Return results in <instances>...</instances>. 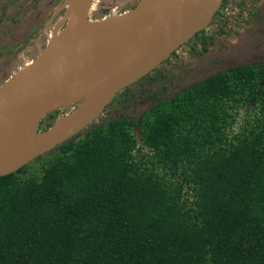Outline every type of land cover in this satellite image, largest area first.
<instances>
[{"label": "trees", "instance_id": "obj_1", "mask_svg": "<svg viewBox=\"0 0 264 264\" xmlns=\"http://www.w3.org/2000/svg\"><path fill=\"white\" fill-rule=\"evenodd\" d=\"M256 1L234 3V17L248 22ZM226 6L220 0L178 46L205 50L224 35ZM170 58L138 80L162 82ZM131 84L109 102L123 94L126 105ZM155 93L136 120H93L82 138L48 150L59 155L39 176L20 179L24 166L0 176V264H264V64L213 71L167 98ZM220 100L254 108L253 120L205 143L179 131L184 118ZM69 105L45 113L37 129ZM210 121L219 128L217 115Z\"/></svg>", "mask_w": 264, "mask_h": 264}, {"label": "water", "instance_id": "obj_2", "mask_svg": "<svg viewBox=\"0 0 264 264\" xmlns=\"http://www.w3.org/2000/svg\"><path fill=\"white\" fill-rule=\"evenodd\" d=\"M219 2L138 0L131 9L100 19L96 29L80 33L61 31L52 36L32 61L0 85V104L4 94L9 95L6 115L0 123V176L16 171L83 129L120 89L160 63L180 44L182 13L187 7L199 4L206 8ZM90 3L91 0L85 1L86 10ZM149 17L152 18L149 27L123 52L113 77L85 93L76 106L56 117L50 126L38 130L41 117L56 107L58 95L103 58L124 29ZM172 46L159 61L152 60ZM34 91L36 95L31 100Z\"/></svg>", "mask_w": 264, "mask_h": 264}, {"label": "rangeland", "instance_id": "obj_3", "mask_svg": "<svg viewBox=\"0 0 264 264\" xmlns=\"http://www.w3.org/2000/svg\"><path fill=\"white\" fill-rule=\"evenodd\" d=\"M137 1L91 0L82 19L85 20L84 15L87 14L94 20H98V22L92 23L86 18L90 25L89 31L93 26L100 24V19L131 9ZM237 1L239 0H227L224 15L228 16V26L225 27V30L231 28L224 35L214 36L212 43L205 50H201L199 46L195 50L176 46L177 48L172 50L176 53L175 57L169 53L165 58H171L161 65L162 82L156 84L144 78L134 82L127 91V93L133 92L132 100L123 105V94L118 95L94 119L92 125L98 122L104 123L117 116H126L136 120L153 103L155 92L157 95L167 98L180 88L213 71L251 62L264 64V0H257L252 4L254 15L248 22L242 20L244 15L242 19L234 17L236 9L232 7ZM245 2H248V5L251 4L250 0H245ZM69 3L70 0H0V85L16 75L38 55L50 39V29L56 22L59 26L53 36L63 32L64 25L61 23V19L64 8ZM141 87L146 90L141 91ZM230 105V102L220 100L210 103L211 112L205 108L199 109V111L194 109V111L196 110L195 117L185 116L186 118L179 125V131L198 143L214 140L217 135L230 139V136L237 132L242 125H247L253 120L251 115L255 110L239 105L230 107ZM68 109H71V106ZM199 112L201 114L197 115ZM210 115H217L218 129L211 125ZM59 116H61L60 112ZM83 132L84 130L75 133L72 140L77 141L82 138ZM131 132L134 134L136 144L139 145L135 126ZM46 152L25 164L23 171L18 174L19 178L39 176L49 160L51 161L59 155L57 149Z\"/></svg>", "mask_w": 264, "mask_h": 264}, {"label": "bare ground", "instance_id": "obj_4", "mask_svg": "<svg viewBox=\"0 0 264 264\" xmlns=\"http://www.w3.org/2000/svg\"><path fill=\"white\" fill-rule=\"evenodd\" d=\"M215 9L216 5L204 8L201 5L196 4L187 7L182 13L183 35L178 43L184 42L193 32L199 30V28L205 25ZM86 12L87 10L85 8V1L80 2L78 0H70V3L65 8L63 17L61 19V23H63L64 25L62 33H80L88 31L90 25L87 21L82 19V15ZM151 19L152 18L149 17L148 19H145L137 24H132L124 29L119 35L114 47L109 52H107L103 58L95 61L80 76L77 82L69 84L58 95L56 106L69 105L71 103H74L81 99L85 95V93H87L91 89L107 83L116 73L117 65L123 52L138 40L143 31H145L149 27ZM72 21L75 22L72 24ZM58 26L59 24L55 25L51 29L50 38L53 36ZM99 26L100 24H97L90 30L96 29ZM178 43L175 45H178ZM174 46L162 50L159 54L155 55L152 60L154 62L159 61ZM35 95L36 92L34 91L31 94L30 99L33 100ZM8 97L9 95L5 93L2 99L3 101L0 104V123L6 115Z\"/></svg>", "mask_w": 264, "mask_h": 264}, {"label": "flooded vegetation", "instance_id": "obj_5", "mask_svg": "<svg viewBox=\"0 0 264 264\" xmlns=\"http://www.w3.org/2000/svg\"><path fill=\"white\" fill-rule=\"evenodd\" d=\"M78 1L82 2V1H85V0H78ZM64 11H65V8H64ZM85 16H86V15H84V17H85ZM85 20H86V18H85ZM86 21H87V20H86ZM87 22H88V21H87ZM55 25H57V22L53 25V27H54ZM53 27H51V29H52ZM51 29H50V30H51ZM76 104H78V103H76ZM76 104H75V105H76ZM75 105H74V106H75ZM74 106H71V109H72ZM71 109H70V110H71Z\"/></svg>", "mask_w": 264, "mask_h": 264}, {"label": "built area", "instance_id": "obj_6", "mask_svg": "<svg viewBox=\"0 0 264 264\" xmlns=\"http://www.w3.org/2000/svg\"><path fill=\"white\" fill-rule=\"evenodd\" d=\"M59 117V116H58Z\"/></svg>", "mask_w": 264, "mask_h": 264}]
</instances>
